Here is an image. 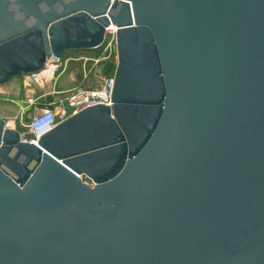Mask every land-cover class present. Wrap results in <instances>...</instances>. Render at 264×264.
<instances>
[{
  "label": "water",
  "instance_id": "obj_1",
  "mask_svg": "<svg viewBox=\"0 0 264 264\" xmlns=\"http://www.w3.org/2000/svg\"><path fill=\"white\" fill-rule=\"evenodd\" d=\"M111 24L112 105L0 115V264H264V0H0V85Z\"/></svg>",
  "mask_w": 264,
  "mask_h": 264
},
{
  "label": "rangeland",
  "instance_id": "obj_2",
  "mask_svg": "<svg viewBox=\"0 0 264 264\" xmlns=\"http://www.w3.org/2000/svg\"><path fill=\"white\" fill-rule=\"evenodd\" d=\"M106 41L93 49H69L67 50L58 61L55 62V75H48L45 77L44 85L46 91H51L50 95H47L49 99L53 100L63 96L62 94H53V91H65L83 85L100 87L105 79L115 76L117 64H118V53L116 43V33L114 31L106 32ZM49 62V61H48ZM44 66V70L47 69L48 64ZM54 71V70H52ZM51 74V71L49 72ZM51 77V78H50ZM34 77L29 79L26 74L19 77L13 78L9 83L0 85L4 87L11 85L14 87L15 92L12 93L13 97L3 94L0 91V115L7 121L10 127L12 120H15L14 128L26 132L27 130L21 126L19 119L17 120L16 115L19 112V106L15 104V101L28 100V90L36 85ZM38 100L37 102H41ZM15 100V101H14ZM36 101V100H35ZM17 102V103H18ZM23 112V122L27 123L37 112V103L29 104ZM17 120V122H16ZM85 181L90 182L86 177Z\"/></svg>",
  "mask_w": 264,
  "mask_h": 264
},
{
  "label": "built area",
  "instance_id": "obj_3",
  "mask_svg": "<svg viewBox=\"0 0 264 264\" xmlns=\"http://www.w3.org/2000/svg\"><path fill=\"white\" fill-rule=\"evenodd\" d=\"M108 31L113 30L109 27L107 29V32ZM106 39L107 36L105 35L104 41L100 45H102ZM44 71L45 70L42 69L37 73H32L28 77L29 79L34 77L36 82L41 84L40 78L42 77L40 76ZM114 86L115 76L105 79L103 84L97 88L80 85L67 92L55 90L53 91V94H62L63 96L48 102H43L42 104H38L35 99L29 98L27 100L29 104L37 103V112L27 123L23 122V113L17 118V120L19 119L21 126L27 130L26 132L19 130L21 132L22 140L37 143L42 135L51 131L59 122L64 121L81 109L99 104L112 105ZM12 125L13 127L15 126V120H12Z\"/></svg>",
  "mask_w": 264,
  "mask_h": 264
},
{
  "label": "crops",
  "instance_id": "obj_4",
  "mask_svg": "<svg viewBox=\"0 0 264 264\" xmlns=\"http://www.w3.org/2000/svg\"><path fill=\"white\" fill-rule=\"evenodd\" d=\"M42 83L44 84L45 80L42 79L41 84ZM41 84L36 83V85L33 88H31L27 91L28 92L27 98H33L36 100V102L38 100H41V98H43L42 101L39 102L40 104H42L43 102H46L47 99H49V97H47V95H50V92H51L49 90L46 91V88H44V85H41ZM0 91L3 92V94L9 95L10 97H13L12 93L15 92L14 87L11 85L0 87ZM15 102H16L15 104H17V106H19V112H18V115H16V118H19L20 114L23 113L25 111V109L28 107V105H27L28 101L27 100H22V101L20 100L19 102L18 101H15Z\"/></svg>",
  "mask_w": 264,
  "mask_h": 264
},
{
  "label": "bare ground",
  "instance_id": "obj_5",
  "mask_svg": "<svg viewBox=\"0 0 264 264\" xmlns=\"http://www.w3.org/2000/svg\"><path fill=\"white\" fill-rule=\"evenodd\" d=\"M117 27H118L117 25L111 24L110 29L116 32L117 31ZM48 61H49L48 62L49 63L48 66L49 67L47 69H45V71L43 73H41L40 77H42V78H40V80L44 79L45 77H49L48 75H52L51 77H54V75H55V68H56L55 62H57L58 59H56V60H50L49 59ZM52 70H54V71H52ZM50 71H51V74H49ZM29 75H31V74H27V76H29ZM11 124H12V121H11Z\"/></svg>",
  "mask_w": 264,
  "mask_h": 264
},
{
  "label": "trees",
  "instance_id": "obj_6",
  "mask_svg": "<svg viewBox=\"0 0 264 264\" xmlns=\"http://www.w3.org/2000/svg\"><path fill=\"white\" fill-rule=\"evenodd\" d=\"M84 83V82H83ZM83 83L81 84V86H84V87H91V88H97V87H93V86H87V85H83ZM50 100H47L46 102H48Z\"/></svg>",
  "mask_w": 264,
  "mask_h": 264
},
{
  "label": "flooded vegetation",
  "instance_id": "obj_7",
  "mask_svg": "<svg viewBox=\"0 0 264 264\" xmlns=\"http://www.w3.org/2000/svg\"><path fill=\"white\" fill-rule=\"evenodd\" d=\"M84 180H85V178H84Z\"/></svg>",
  "mask_w": 264,
  "mask_h": 264
}]
</instances>
